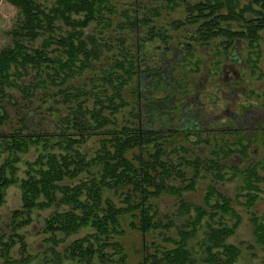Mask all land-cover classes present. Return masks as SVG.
<instances>
[{
  "label": "trees",
  "instance_id": "obj_1",
  "mask_svg": "<svg viewBox=\"0 0 264 264\" xmlns=\"http://www.w3.org/2000/svg\"><path fill=\"white\" fill-rule=\"evenodd\" d=\"M6 1L16 15L11 41L0 48V205L6 188L20 180L22 206L13 212L14 233L2 241L3 251L8 254L18 241L26 251L17 229L31 221L34 208L56 206L44 228L51 234V256L41 264H63L64 258L126 264L125 247L115 237L124 233L126 216L144 236L140 264H233L240 250L228 237L238 215L217 183L240 172L232 155L248 156L251 138L239 129L182 134L161 128L143 100L159 103L177 90L189 92L191 68L182 60L195 45L218 40L226 51L237 40L250 48L263 38L264 0ZM179 7L183 15L161 18L165 9ZM173 32L184 56L173 66L186 71L178 82H165L154 74L162 66L153 51L170 49ZM175 101V107L182 103ZM164 108H155L156 120L174 115ZM32 145L41 151L20 179L18 162ZM253 166L241 172L249 203L264 189V163ZM206 174L213 183L206 185L203 203L184 199V191ZM162 193L175 197L170 214L157 203ZM225 214L233 217L230 224ZM86 225L94 230L56 249L58 232L69 236ZM171 227L175 236L166 233ZM253 232L264 244V212L253 218Z\"/></svg>",
  "mask_w": 264,
  "mask_h": 264
},
{
  "label": "rangeland",
  "instance_id": "obj_2",
  "mask_svg": "<svg viewBox=\"0 0 264 264\" xmlns=\"http://www.w3.org/2000/svg\"><path fill=\"white\" fill-rule=\"evenodd\" d=\"M120 1L125 3L128 0ZM15 15L16 7L6 0H0V48L11 41L8 30L13 24ZM178 15H183L181 7L174 10L167 8L162 12L161 18L175 17ZM177 33L178 32H173V39L169 46L170 49H168L169 51L166 54L163 53L165 58L164 61L160 60V57H157L162 54L163 48H157L156 51L149 49L148 51L150 53L153 51V54H156V60H160L159 64L161 66L170 65L172 58L175 55L178 56L182 49L180 35ZM235 42V48L233 50L232 48L234 45L229 50L224 51L219 41L214 40L208 44L195 45L194 50L190 53L184 52L186 58H184L182 62L189 63L187 67H190L191 70L186 73L188 77L190 75L193 81V86L188 88L189 92H185L184 94L189 97L192 103L197 105V109H199L198 113L202 115H209L210 117L221 115L223 119L226 120L224 115L225 110H228L229 113L236 111L242 114V116L248 112L259 116L255 118L254 128L249 131L251 139L248 148V156L232 155V157L238 156L237 160L239 163L237 171L240 172L232 178L227 177L220 180L217 183V188L230 198L231 207L238 215V222L234 232L228 237V241L235 244L240 250V254L233 264H264V244L256 240L253 232V218L264 212V189H262V191L258 190V197L254 199L253 202L249 203L247 200L249 186L244 181L246 173H241L243 170H246V168L252 167L256 162L262 161V163H264V132L261 130L264 123V37L254 42V45L250 48L245 41L237 40ZM232 52L237 54L238 63L242 61V64H237L235 59L231 60L229 58ZM227 68L228 73H225ZM179 69V67L174 68V70L170 72V75L173 76L172 82H178L177 76L183 75L184 72L182 71H186L184 69ZM232 69L237 71L234 76L231 72ZM147 75L148 74L145 73L142 74L144 82L150 79ZM144 82L142 84L141 93L147 96V91L145 90L147 85ZM168 90L170 89L168 88ZM181 95H183L182 91L177 90L175 95L173 93L171 96L176 100ZM173 98L171 101L172 103L168 100L164 101L166 106L162 108H159V103L156 99L155 102L149 101V99L146 98L143 102L148 103H145L143 107L148 113L153 112L156 116L157 111H155V108L160 112L161 109H165L164 107H169L167 112L172 113L174 108H170V106L175 101ZM157 100L160 99L157 97ZM156 103H158V108L154 107ZM185 103L186 102L183 104ZM192 103L189 104V108L193 107ZM190 111L195 112L193 108ZM157 118L158 117H156V119ZM166 121V118L163 119V122L160 121L159 118L158 121L155 120V123L158 125ZM189 138L192 139L191 134ZM246 140L247 139L244 138L242 141L245 142ZM95 143V140H90L89 144L91 149ZM200 146L205 148L203 144ZM40 151V146L32 145L27 152L22 153L21 160L18 162L19 168L16 171L20 179L26 176L25 170L28 167L27 161L34 160ZM218 164H226V161L219 160ZM253 168L257 170L258 174H262L263 170L260 164H258V166L255 164ZM221 169L223 171L229 170L225 169V167ZM229 175V173H226V176ZM210 178L211 174H206L204 177L197 179L194 189L184 191L183 198L194 204H202L203 196L206 192V185L213 183L210 181ZM74 181L76 182L77 180L75 179ZM174 181L175 180H172L170 183ZM262 187L264 188V183H262ZM156 200L163 213L170 214L169 212H172L171 210L174 208L175 202V197L172 194L162 193ZM21 206L22 187L20 180H18L6 188L5 201L0 205V264H41L44 263L43 261L46 256H51L49 250L51 243L47 240V237L51 234L46 232L44 228L46 217L56 209V206L34 208L31 213V221L17 229V233L24 237L27 246L26 251H23L21 241L16 242L8 254L3 251L5 245L2 241H7L14 233L11 227L13 212ZM62 207L63 206H61V208ZM225 215L227 223L230 224L233 221V217H231L230 214ZM122 226L125 230L124 233L122 235H116L115 237L121 240L125 247L127 252L126 264H140L143 256V233L131 227L129 216L123 218ZM93 230L91 226L86 225L69 236H65L58 232V237L62 238V240L56 245V249L58 251H63L65 245L71 240ZM166 233L175 236L176 230L171 227ZM15 237L18 239V236L15 235ZM147 238H149V236H147ZM63 264L83 263L70 258H64Z\"/></svg>",
  "mask_w": 264,
  "mask_h": 264
},
{
  "label": "flooded vegetation",
  "instance_id": "obj_3",
  "mask_svg": "<svg viewBox=\"0 0 264 264\" xmlns=\"http://www.w3.org/2000/svg\"><path fill=\"white\" fill-rule=\"evenodd\" d=\"M168 51H169L168 49L163 50V52L160 56L161 60H163V61L165 60L163 53L166 54ZM183 57H184L183 55L182 56L181 55H178V56L175 55L172 58V62L170 63V65L162 66L161 68H159L157 71L154 72L155 76L158 75V78L162 79L165 82H168L170 79L173 78V76L170 75V72L174 69L173 65L175 63L176 58L181 59ZM229 58L231 60L235 59L237 64H242V61H241V63H238L239 60L237 58V54H234V52H232L229 55ZM173 59H174V61H173ZM231 72H232L233 76L236 75V73H237V71L235 69H232ZM225 73H228V68L226 69ZM196 86H197V84H196ZM149 92H151V91H149ZM163 95L164 94H161V96H163ZM172 98L173 97L170 96V98L168 97L167 99L166 98L165 99L171 102ZM165 99H162V101L159 102V105H158V103H156L154 105V107L158 108V106H159V108H162L164 106L163 104H165V102H164V101H166ZM180 100L182 103H180V105H177L176 107H175V105L170 104L171 107L175 108V110L173 111L174 115L168 116L166 118V120H167L166 122H164L162 124H158V125H160L161 128H166L168 130L173 129L174 131L176 130L177 133H182V134L189 133L193 129H197V128L198 129H200V128H211L212 129L213 128V129H217V130L227 129V130H231V131H234V130L236 131L239 129L241 132L245 133L246 136L251 138L249 131H250V129L254 128V126H255L254 125L255 118L259 117L258 115L251 114L250 112H248L244 116H242V114H239L236 111H232L229 113L228 110H225L224 117H226V120H224L223 116H221V115L216 116V117H214V116L210 117L209 115L199 114L198 113L199 109H197V105L195 103H192L190 101V99L188 98V96H186L185 94L180 96ZM184 102H186L185 103L186 105L183 104ZM190 103L193 104L192 108L195 112L190 111V110H192V108H189ZM245 110H247V109H245ZM151 114L153 116V120H156V115H154L153 112ZM200 115H202V116H200ZM157 116H158V114H157ZM211 119H213V120H211ZM156 121H158V120H156ZM160 121L163 122V119ZM237 157L238 156L236 155L235 161L239 162L237 160L238 159Z\"/></svg>",
  "mask_w": 264,
  "mask_h": 264
}]
</instances>
